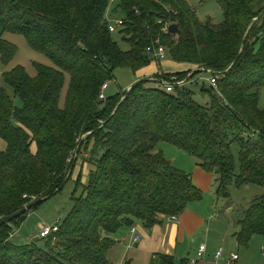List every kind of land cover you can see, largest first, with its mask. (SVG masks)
Listing matches in <instances>:
<instances>
[{
	"label": "trees",
	"instance_id": "trees-1",
	"mask_svg": "<svg viewBox=\"0 0 264 264\" xmlns=\"http://www.w3.org/2000/svg\"><path fill=\"white\" fill-rule=\"evenodd\" d=\"M216 1L224 10L220 23L202 21L185 0H0L3 63L18 54L7 32L23 35L54 63L33 62L35 75L20 64L3 74L14 96L0 88V137L7 142L0 152V217L60 192L79 161L89 168L86 184L83 170L76 178L83 190L73 193L74 206L59 230L41 237L44 246L10 240L30 211L0 226V264H113L116 233L137 223L153 228L203 199L192 174L174 166L157 148L160 142L197 157V165L213 174L218 195H227L233 182L264 187V0ZM114 14L125 19L118 37L108 25ZM173 23L180 33L166 29ZM153 44L164 45L173 61L192 65L163 73L166 80L185 78L197 67L216 71V88L197 79L186 83L201 84L209 105L186 84L167 92L148 77L100 99L116 69L138 72L153 62L147 52ZM234 225L240 246L263 235L264 196ZM189 263L167 254L151 261Z\"/></svg>",
	"mask_w": 264,
	"mask_h": 264
},
{
	"label": "rangeland",
	"instance_id": "rangeland-1",
	"mask_svg": "<svg viewBox=\"0 0 264 264\" xmlns=\"http://www.w3.org/2000/svg\"><path fill=\"white\" fill-rule=\"evenodd\" d=\"M190 5L196 8L198 17L202 21L212 20L214 23H220L224 20V10L222 5L216 0H185ZM118 37V34H115ZM5 39L14 43L18 48V54L13 59V61L6 65L3 63L0 55V88L6 87L11 94L14 96V90L9 86L3 77L5 71L10 70L16 65L20 64L27 68L31 75L36 74V68L33 62L38 61L47 65H54V63L44 54L34 49L27 41V39L21 34L5 33ZM122 46L127 49L129 46L122 44ZM153 64V62L151 63ZM152 65L149 67L151 68ZM148 73L153 72V70H146ZM146 73V72H145ZM147 73V74H148ZM156 74V73H155ZM152 74V75H155ZM115 78L108 82L109 88L105 90V95L114 96L118 94L121 90H127L133 83L137 82L139 77L142 76L139 72H134L129 67H120L115 70ZM68 86V81L66 83L61 103H64L66 88ZM186 87L192 89L195 93V99L203 105H209L211 102L210 96L208 94H203L201 84H186ZM260 106L264 108V88L261 91ZM158 149L162 150L167 159H169L174 166L182 169L190 174L195 172L196 165L199 163V159L183 150L177 146L168 143L160 142ZM7 149V142L0 137V152ZM233 152L236 157V173H240V159H239V148L238 146L233 147ZM79 166V165H78ZM73 173V178H71L65 185V187L53 195L51 198L43 202L37 208L30 211L26 218L21 222L19 227L14 228V232L10 237V240L15 245H27L32 243H37L40 246H44L46 238H41L40 233L42 226H53L59 220H63L71 212L74 206L73 193L76 191L77 195H80L83 190V186L77 187L76 178L79 175L78 171L83 170L82 183H87L89 168L87 165L84 167H78ZM80 169V170H79ZM199 186V184L195 181ZM214 179L212 187L202 189L203 199L199 201L191 202L187 208L188 211H194L195 213L202 214L206 216V223L212 228L211 233L218 239L220 244L226 245L230 242L229 237H223L221 231L217 227L221 221L225 227H232L235 223L237 224L239 220L245 217L246 211L250 208L252 203L264 196V187L258 184H245L238 186L235 182L228 186L227 195H218L216 192L217 184ZM231 206L233 209H228ZM226 213L230 216H227ZM183 214V213H182ZM181 214V215H182ZM179 215V216H181ZM216 219V220H215ZM206 225L199 227L196 232L197 244L201 242V239H205L207 236ZM208 227V226H207ZM230 233L233 234L237 230V227H232ZM217 231V232H216ZM36 236H39V240H36ZM193 240V239H192ZM238 247L243 252L247 250L248 247L239 246ZM251 257H260V253L264 252V234L256 235L252 239L250 245ZM131 256V255H130ZM131 258H128V263L130 264ZM126 264V263H124ZM136 264H144L143 258H138Z\"/></svg>",
	"mask_w": 264,
	"mask_h": 264
},
{
	"label": "crops",
	"instance_id": "crops-1",
	"mask_svg": "<svg viewBox=\"0 0 264 264\" xmlns=\"http://www.w3.org/2000/svg\"><path fill=\"white\" fill-rule=\"evenodd\" d=\"M151 65L152 67L149 68ZM190 67H192L191 64L175 62L170 59L168 55V57L161 62L158 63L153 61V64L139 70L138 72L142 74L139 79L153 76L152 74L160 71L177 72L190 69ZM148 69L153 70V72L148 73V71H146ZM78 165V167H83L81 161H79ZM192 177L194 181L199 184L201 189L212 187L215 179L213 174L206 172L199 165H196ZM228 209H232L231 206H228ZM226 215L230 216L227 213ZM205 218L206 216L199 214V212L195 213L194 211H188L186 209L181 216H177V219H172L171 217L164 218L162 223L155 225L153 228H146L141 223H137L138 234L142 237L139 243L134 242V235L131 233L130 228L122 229L113 236L116 242L110 250V258L113 264L127 263L128 258H131L130 264H136V260L139 257L143 258L144 264H151L156 254H167L175 256L178 260L188 259L190 261L189 264H191V261L197 258L200 245L206 243L208 247L207 254L204 259H199L197 264H231L232 254L239 255V259L234 264H264V252L260 253V257H258V255L256 257H254V255L251 257L252 254L250 252L253 249L250 248V245L252 240L247 250L244 252L240 250L239 247L237 249L238 242L235 236L236 231H234L233 234L230 233V229L236 227L235 225L227 228L223 224H220L222 223L220 221L218 226H216L217 231L224 230L225 228L226 232L221 231L223 237L231 238L230 242L224 245L220 244L218 239L214 236L215 233L212 235V228L206 223ZM206 224L208 226H206L208 234L205 239H201L198 245L196 232L199 227ZM44 227L46 226H42V229ZM221 247L224 248V254L221 259L218 260L216 258V252Z\"/></svg>",
	"mask_w": 264,
	"mask_h": 264
},
{
	"label": "built area",
	"instance_id": "built-area-1",
	"mask_svg": "<svg viewBox=\"0 0 264 264\" xmlns=\"http://www.w3.org/2000/svg\"><path fill=\"white\" fill-rule=\"evenodd\" d=\"M116 1L118 0H111V4H114ZM108 20H109L108 22L109 29L113 33L119 31L125 24V19L118 14L109 15ZM166 29L167 30L169 29L168 24ZM147 52L152 57L153 61H156L158 63L168 57V51L164 45H156V44L150 45L147 47ZM196 70H199V72L202 73L198 77L194 78V72ZM163 73L165 72L160 71L156 73V75L159 77H155V75H153V76H149L148 78L154 82H157L159 86L162 85L167 92H172L177 86H181L186 83H189L190 81H197V80L211 84L215 88L217 87V76L213 75L214 73H216V71H213L210 68L197 67L194 71H191L185 78H179L178 76L174 75L171 77L170 80L164 79ZM108 86H109L108 83H105L103 85L102 91L100 93V99H106L105 90L108 88ZM171 218L177 219V216H172ZM59 223L60 220L53 226L44 227L40 233V237H48L49 235L57 232L59 230ZM130 231L134 235L133 238L134 242L139 243L142 240V237L140 234H138V226L137 225L132 226L130 228ZM207 250H208L207 244L206 243L201 244L197 252V258L193 259L191 261V264H197L199 259H204L207 254ZM223 254H224V248L221 247L216 252V258L220 260ZM238 259H239L238 254H232L231 264L236 263Z\"/></svg>",
	"mask_w": 264,
	"mask_h": 264
},
{
	"label": "water",
	"instance_id": "water-1",
	"mask_svg": "<svg viewBox=\"0 0 264 264\" xmlns=\"http://www.w3.org/2000/svg\"><path fill=\"white\" fill-rule=\"evenodd\" d=\"M258 18L254 19L253 23L257 20ZM252 23V24H253ZM169 33L172 34H178L180 33V28L179 25L177 23H173L169 26ZM139 82V80L137 81ZM135 82V83H137ZM133 83L128 89L127 92L130 91V89L133 87V85L135 84ZM74 169V166L71 168L70 170V174H72ZM52 196H44V197H39L34 199L32 202H30L29 204L25 205L24 207H22L21 209L17 210L16 212L12 213V214H8V215H4L0 217V226L4 225V224H9L11 223L13 220L17 219L18 217L22 216L23 214L31 211L33 208L41 205L43 202H45L46 200H48L49 198H51ZM36 240H39V237H36Z\"/></svg>",
	"mask_w": 264,
	"mask_h": 264
}]
</instances>
